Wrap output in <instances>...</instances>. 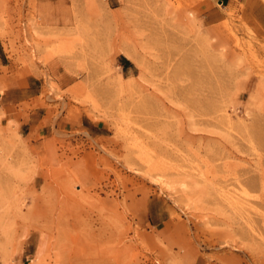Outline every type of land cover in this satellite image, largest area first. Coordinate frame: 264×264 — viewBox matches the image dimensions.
Segmentation results:
<instances>
[{"label":"rangeland","instance_id":"1","mask_svg":"<svg viewBox=\"0 0 264 264\" xmlns=\"http://www.w3.org/2000/svg\"><path fill=\"white\" fill-rule=\"evenodd\" d=\"M212 8L0 0V264H264V0Z\"/></svg>","mask_w":264,"mask_h":264},{"label":"crops","instance_id":"2","mask_svg":"<svg viewBox=\"0 0 264 264\" xmlns=\"http://www.w3.org/2000/svg\"><path fill=\"white\" fill-rule=\"evenodd\" d=\"M213 5V12L209 14L210 17H214L218 12H221L222 7L227 6L232 0H209ZM38 77L35 76H23L18 79H12L9 86L3 91L0 96L2 99L1 107L10 112L12 116H17L25 112L20 109V105L29 99H32L38 95L41 91V85L37 84ZM35 111H31L34 113ZM21 121V119L19 120Z\"/></svg>","mask_w":264,"mask_h":264},{"label":"bare ground","instance_id":"3","mask_svg":"<svg viewBox=\"0 0 264 264\" xmlns=\"http://www.w3.org/2000/svg\"><path fill=\"white\" fill-rule=\"evenodd\" d=\"M34 1H36V0H34ZM32 3V2H31ZM36 4V3H35ZM7 6V5H6ZM20 6V5H19ZM34 6V5H33ZM15 7V6H14ZM36 7H37V5H36ZM8 8V7H7ZM19 8V7H18ZM10 9V8H9ZM15 10V9H14ZM35 10V9H34ZM11 11V10H10ZM13 11V10H12ZM17 10H15V12H16ZM21 11V10H20ZM19 11V12H20ZM35 11H37V10H35ZM9 13V12H8ZM72 264V263H71ZM94 264V263H93Z\"/></svg>","mask_w":264,"mask_h":264},{"label":"trees","instance_id":"4","mask_svg":"<svg viewBox=\"0 0 264 264\" xmlns=\"http://www.w3.org/2000/svg\"><path fill=\"white\" fill-rule=\"evenodd\" d=\"M124 61H125V63H129L128 59H125V58H124Z\"/></svg>","mask_w":264,"mask_h":264}]
</instances>
